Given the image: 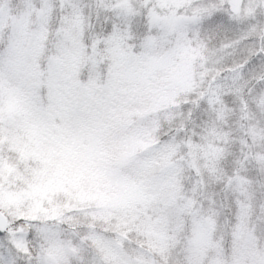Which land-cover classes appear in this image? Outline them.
<instances>
[{"label":"snow or ice","instance_id":"6c2138e0","mask_svg":"<svg viewBox=\"0 0 264 264\" xmlns=\"http://www.w3.org/2000/svg\"><path fill=\"white\" fill-rule=\"evenodd\" d=\"M0 264H264V0H0Z\"/></svg>","mask_w":264,"mask_h":264}]
</instances>
